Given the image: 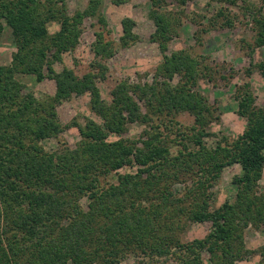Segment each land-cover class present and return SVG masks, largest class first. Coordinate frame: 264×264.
I'll list each match as a JSON object with an SVG mask.
<instances>
[{"label":"trees","instance_id":"trees-1","mask_svg":"<svg viewBox=\"0 0 264 264\" xmlns=\"http://www.w3.org/2000/svg\"><path fill=\"white\" fill-rule=\"evenodd\" d=\"M150 1L156 27L151 38L165 53L163 62L152 83L117 82L109 104L99 81L110 77L108 61L137 41L134 19L122 20L117 42L107 37L103 0H90L74 16L66 0H0V37L10 27L17 47L11 65H0V264H121L130 258L134 264H203L204 251L212 264H235L253 253L245 233L264 228V193L258 190L264 107L256 105L250 82L237 86L238 114L246 127L237 138L220 135L209 146L207 138L218 136L208 130L216 110L194 88L212 74L210 67L183 49L167 53L181 16L168 9L169 0ZM213 1L222 8L201 31L218 23L232 27L231 7L242 6L253 32L245 49L251 56L264 49V0ZM86 17H96L100 25L91 69L81 77L73 69L53 73L57 92L44 100L26 92L16 74L43 80L44 66L78 46ZM50 21L60 24L54 34ZM252 67L264 75V59ZM175 74L181 76L177 84L159 79ZM72 93H89L90 108L102 122H74L81 133L77 146L49 152L42 141L72 125L61 121L55 106ZM183 115L193 117L194 125L184 128ZM133 122L145 126L144 138L123 137ZM111 134L119 139L108 140ZM234 164L242 167L233 179L236 197L213 208V188ZM135 165L136 172H119ZM178 184L183 188L176 189ZM85 197L87 209L81 204ZM203 222L212 223L204 238L182 239L190 223Z\"/></svg>","mask_w":264,"mask_h":264},{"label":"rangeland","instance_id":"rangeland-1","mask_svg":"<svg viewBox=\"0 0 264 264\" xmlns=\"http://www.w3.org/2000/svg\"><path fill=\"white\" fill-rule=\"evenodd\" d=\"M90 0H66L67 11L74 16L79 10H83ZM260 3L261 0H253ZM242 3H239L241 5ZM222 3L211 0H184L179 3L176 0H169L170 8L181 16L178 34L170 42L168 54L176 50H186L199 59L202 65L210 67V75L199 79L198 85L194 88L208 98L209 103L215 107L213 121L209 124L208 130L218 134L217 137H208L206 141L209 146H215L220 135H226L232 139L241 135L246 127L247 120L238 114V102L236 100V87L250 82L252 91L256 96V105L264 107V75L259 69L253 68L264 59V49H257L254 56H251L245 49L246 42H251L253 32L252 25L245 17L242 6L231 7L235 16V23L232 27H217L204 33L202 27L211 26L207 23L209 18L216 16L222 8ZM228 6V5H226ZM230 8V9H231ZM102 12L108 20L107 37L119 41L123 35L122 20L130 17L136 21L134 28L138 36L136 42L129 47L120 49L116 55L108 61L110 77L106 81H99L103 99L109 104L113 102V91L120 80H127L130 83H152L155 78L157 67L163 62L164 52L159 45L152 40L155 32V24L149 17L151 9L150 0H103ZM202 23L203 26L199 24ZM50 34L60 29L57 21L48 23ZM83 33L78 46L63 54L60 61H53L44 66L45 78L39 81L34 74L18 72L16 79L26 86V92H32L38 100L55 96L57 92L56 81L53 73H62L66 69H73L78 77L91 69L94 60L92 44L96 39V32L100 29L96 17H86L83 24ZM17 51L14 36L10 27L5 26L0 37V65H11L13 55ZM201 65V67H202ZM203 68V67H202ZM252 69V70H250ZM251 72V73H249ZM160 81H168L177 84L181 76L175 74L172 79L160 77ZM91 95L85 93L77 95L72 93L65 101L56 104V111L64 124H72L60 136L46 138L42 141L45 150L53 152L64 145L75 148L81 139L79 126L85 125L88 119L98 122L102 120L90 108ZM184 128L194 125V118L190 115L181 117ZM145 126L133 122L123 137L141 139L145 137ZM119 136L111 134L110 141H116ZM140 145H142L140 143ZM138 165L133 167L125 166L119 170L120 173L136 172ZM115 174V173H114ZM242 174L240 164H234L224 169L221 179L213 188V208H220L225 202L233 201L238 188L233 182L235 176ZM117 180V176L111 177ZM183 185H176V189H182ZM259 192L264 193V171L259 180ZM84 208H88V199L81 200ZM212 229L211 222L190 223L187 229L182 232L184 241H191L196 238H204ZM247 248L253 253L235 264H260L264 253V228L257 229L249 227L245 233ZM134 258L123 261L121 264H134ZM169 264H173L170 262ZM203 264H212L207 251L203 252Z\"/></svg>","mask_w":264,"mask_h":264}]
</instances>
